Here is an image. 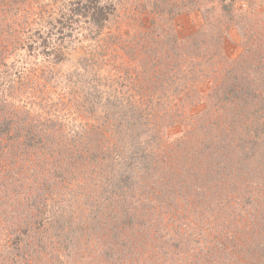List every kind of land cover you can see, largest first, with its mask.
I'll return each mask as SVG.
<instances>
[{
  "label": "rangeland",
  "instance_id": "1",
  "mask_svg": "<svg viewBox=\"0 0 264 264\" xmlns=\"http://www.w3.org/2000/svg\"><path fill=\"white\" fill-rule=\"evenodd\" d=\"M109 3L0 56V264H264V0Z\"/></svg>",
  "mask_w": 264,
  "mask_h": 264
},
{
  "label": "trees",
  "instance_id": "2",
  "mask_svg": "<svg viewBox=\"0 0 264 264\" xmlns=\"http://www.w3.org/2000/svg\"><path fill=\"white\" fill-rule=\"evenodd\" d=\"M223 9L229 8L230 0H218ZM235 1V0H232ZM34 0H0V56L3 54L6 56H11L14 54V48L20 44V47L26 46L28 44V50L24 53L25 58L29 55L28 51L36 49L32 47L36 40H42V46L47 47L46 40L50 39L51 32L50 26H47V23H51L54 18L53 13H41L35 11L33 8ZM115 9L114 3H109V0H68V5L64 9L65 17L61 19L58 23H61L59 26V31L67 28L71 25L72 20H75L76 23L89 21L96 26V28L103 27L106 22L110 20V16H113ZM78 16L79 19L76 20L74 16ZM84 17L85 19H82ZM83 21V22H84ZM40 43V42H39ZM38 43V45H39ZM3 46V47H2ZM41 46V45H40ZM25 60V59H24ZM15 61H12L10 64L13 66ZM10 67V66H9ZM12 69V67H10ZM12 72V70H10ZM10 76H6L8 78ZM5 76H0V83H4ZM7 103L8 105H14L13 100H9L7 96L2 97L0 102ZM2 102V103H3ZM6 104V105H7ZM6 105H2L0 108V152L3 153L0 157L3 160L9 161L10 149L8 145L10 142L7 141L6 137L12 132L16 135L14 148L19 146H25L28 138L26 135L28 132L24 129L23 122H16L14 117L18 115V110L15 111V107L11 109V112L5 108ZM20 124V128L18 125ZM24 139L20 140V137ZM16 153V152H15ZM11 167L3 166L0 169V183H7L11 181ZM16 173L14 172V176ZM13 176V175H12ZM16 182L20 179H14ZM4 185V184H2ZM18 193V190H16ZM47 230V228H43ZM12 246L16 247L18 245L17 238L12 239ZM28 254L25 256L26 259L31 257L33 250L26 249Z\"/></svg>",
  "mask_w": 264,
  "mask_h": 264
}]
</instances>
